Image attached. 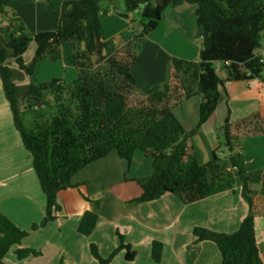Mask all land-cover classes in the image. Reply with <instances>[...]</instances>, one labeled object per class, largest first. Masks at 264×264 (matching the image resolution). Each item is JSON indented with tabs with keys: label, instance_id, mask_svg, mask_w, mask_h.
<instances>
[{
	"label": "trees",
	"instance_id": "16d2710c",
	"mask_svg": "<svg viewBox=\"0 0 264 264\" xmlns=\"http://www.w3.org/2000/svg\"><path fill=\"white\" fill-rule=\"evenodd\" d=\"M9 1L0 0L1 87L45 195L44 216L32 224L31 230L55 219L62 209L58 192L75 186L72 176L84 166L113 151L129 163L139 150L150 156L152 171L137 179L141 193L133 199L135 202L152 201L170 193L189 204L233 191L239 184L248 211L238 229L227 233L196 226L192 230L193 243H214L221 256L220 264H264L255 237L250 189V183L260 182L262 176L259 170H245L243 155L238 151L243 137L264 135V119L258 112L235 121L227 115L220 136L227 154L220 156L213 150L205 163H199L189 145L190 137L215 110L219 87L225 81L261 78L264 63L257 51L264 47V0H124L127 12L143 5L141 31L118 49L101 39L100 0H38L59 12L58 26L34 33L25 30L18 13L8 8ZM182 3L195 6L196 24L201 30L198 60L170 57L167 77L173 74L178 83L166 78L160 87L136 97L130 105L127 88L136 87L131 71L134 61L164 9ZM30 41L35 49L30 61L25 62ZM64 42L70 46L68 60L77 70L75 79L69 83L58 77L47 82L20 83L34 73L42 59L56 60ZM93 55L97 57L96 66L91 60ZM218 62L226 73L224 79L218 75ZM192 95L201 98L198 118L193 128L186 130L173 108ZM44 106L53 112H47ZM29 110L31 117L26 121ZM260 192L264 195V182ZM97 220V213L84 211L77 231L89 235ZM28 234L0 211V264H6L5 254ZM117 235L120 242L107 257L90 243V253L99 264H108L121 249H126V259L134 257L123 236ZM161 251L162 242L154 240L151 256L155 261L160 260ZM14 253L20 260L39 254L21 247Z\"/></svg>",
	"mask_w": 264,
	"mask_h": 264
},
{
	"label": "crops",
	"instance_id": "0c3cea01",
	"mask_svg": "<svg viewBox=\"0 0 264 264\" xmlns=\"http://www.w3.org/2000/svg\"><path fill=\"white\" fill-rule=\"evenodd\" d=\"M113 2L115 0H107V6ZM183 4L161 14L131 67L135 88L142 95L165 81L170 57L191 61L199 58L201 30L196 24V17L193 20L190 15L187 16L189 11L194 13L195 7H190L191 4L182 7ZM8 8L18 13L19 21L31 33L54 30L58 26L59 12L45 1L10 0ZM99 19L102 40L117 36L115 49L141 31V23L134 20L132 11L117 14L102 7ZM18 26L17 23L13 30ZM32 42H29V47ZM29 58H24L25 62H29ZM156 64L158 67L153 68ZM221 73L219 77L224 79L226 73L224 70ZM23 80L28 81V77ZM200 99L199 95H192L173 108L186 130L193 128L197 122ZM253 112H258L264 119V73H261V78L225 81L223 87H219L215 110L190 137L189 145L199 163L207 162L211 151L220 148L218 130L222 131L221 125L227 115L230 121H235ZM198 148L202 151L201 157ZM225 151L223 148L224 155L227 154ZM238 151L243 155L245 170H259L262 176L260 182L250 183V189L255 237L263 259L260 246L264 244V228L259 222L263 221L264 215V195L260 192L264 182V135L243 137ZM151 171V159L147 153L136 150L127 163L116 152H110L75 173L71 179L75 186L57 194L62 209L56 213L55 219L31 230L32 224L39 223L44 216L45 195L29 152L14 127L0 81V211L19 228L29 231L19 245L12 246L5 254L3 259L6 264H99L90 253V243L96 244L99 253L107 257L120 242L117 232L134 251V257L128 260L125 258L126 249L119 250L116 254L119 264H163L165 261L167 264H220L221 256L216 245L206 240L193 243L192 230L195 226L227 233L238 229L248 211V205L240 194V185L237 184L233 191H224L189 204H184L170 193L152 201H133L141 193L137 179L149 175ZM207 205L213 208L215 223L200 216L199 211ZM86 210L98 215L96 226L89 235L77 231L79 219ZM258 229L261 231L260 238ZM154 240L162 242L161 258L156 263L151 259ZM19 247L34 249L39 254L17 259L14 251ZM114 261L115 257L110 264Z\"/></svg>",
	"mask_w": 264,
	"mask_h": 264
},
{
	"label": "rangeland",
	"instance_id": "374dc122",
	"mask_svg": "<svg viewBox=\"0 0 264 264\" xmlns=\"http://www.w3.org/2000/svg\"><path fill=\"white\" fill-rule=\"evenodd\" d=\"M61 1H64V0H60V2ZM107 4H108L107 3V0H100V6H101V8L102 7H105L106 9H110L111 11L117 12V14L120 11H125L126 10L124 0H115V2H113V4L111 6H107ZM184 6H188L189 7L190 5L188 3H184L182 5V7H184ZM142 7H143V5H141L139 8L142 9ZM173 7H175V6H168V7H166L164 9V11L167 12V11H169ZM190 7H195V6L194 5H191ZM164 11L162 12V15H163ZM101 12H102V10H101ZM140 12H141V10L138 11L136 9L132 11L133 18H134V20L137 23L138 22L141 23V13ZM188 13L189 14H187V16L190 15V17H192V19L193 18L195 19V15H194V13L192 11H189ZM25 30L27 32H29L28 29L25 28ZM112 37L113 38H111V39L108 40V45L111 46V47H114L115 44H118V42L116 41L117 36L114 35ZM32 43L33 44L31 45V47L28 46V48H27V50H26V52L24 54V58L26 60L30 57V55L32 56V52L34 51V46L35 45H34V42H32ZM78 48L81 49V44H78ZM69 53H70V46H69V44L67 42H64L63 45H62V50H61L60 56L56 60L42 59L41 61H39L37 63V65H36V67H35L34 73L31 76H27L29 78L28 81H32V82H47V81L51 80L54 77H58V78L62 79L63 81H65L66 83L71 82L73 79L76 78V76H77V70H76V68L68 60L69 59L68 58ZM91 60H92V63L94 64V66H96L97 65V57L93 55L91 57ZM216 65H217V68H216L217 69V72L218 73L220 72L219 75H222L221 72L224 70L223 67H222V64L218 62ZM65 67H67V68L65 69ZM156 67H158V64H156L155 66H153V68H156ZM165 71H167V70H165ZM262 73H264V69H263ZM172 75L173 74L169 73V75L167 77L168 81L169 82L178 83V81L176 79H173ZM25 82L26 81L22 80L20 83H25ZM160 86L161 85H158L157 88L160 87ZM157 88H155L154 90H156ZM127 89H128V91H130L129 104L132 105L135 102V98L138 97V96H142V94H140L135 87H132L130 89L127 88ZM47 100L49 101V103L52 104V99L50 97H48ZM34 108L35 107H33L32 109H34ZM43 108H46L47 112H53L52 108H49L48 106H44ZM20 109H23V105H20ZM31 113H32V110H31V112H30V110L26 112V114H25L26 121H28L30 119ZM221 133H222V131L220 132L218 130V139L220 140L221 146H220V148L216 149V152L220 156H224V154H223V148L225 149V147L223 146L222 140L220 138ZM242 140H243V138L241 139V143H242ZM198 151H199V155L201 157L202 156L201 149L198 148ZM225 152H227V151H225ZM92 166H95V165H92ZM93 168L95 170H98L99 169L98 167H92V169ZM111 172H115V170L113 171V169H111ZM87 173H88V171H87ZM204 207H202L203 210H200L199 211L201 218L206 217L209 222L215 223L216 221L214 220V217H213V208H209L210 207L209 205H207L205 208ZM203 219H205V218H203ZM259 224H261V227L264 228V224H263V221L262 220H260ZM260 234H261V231H260V229H258L259 238L261 237ZM260 249L263 251V254H264V244H261ZM116 254L112 257V259L110 260V262L108 264H110L111 261H113L114 257H115V261L112 264H117V263L119 264L120 263V260L117 261V255L118 254L117 255ZM151 259L153 260L154 263L160 261V260L159 261H155L152 258V256H151ZM263 261H264V255H263ZM163 264H167L166 261Z\"/></svg>",
	"mask_w": 264,
	"mask_h": 264
},
{
	"label": "built area",
	"instance_id": "2783aa9c",
	"mask_svg": "<svg viewBox=\"0 0 264 264\" xmlns=\"http://www.w3.org/2000/svg\"><path fill=\"white\" fill-rule=\"evenodd\" d=\"M257 53L260 55V61L264 63V47L259 48Z\"/></svg>",
	"mask_w": 264,
	"mask_h": 264
}]
</instances>
